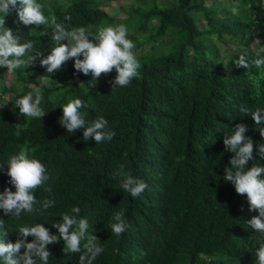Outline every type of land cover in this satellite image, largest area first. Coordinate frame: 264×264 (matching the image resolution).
Wrapping results in <instances>:
<instances>
[{
    "label": "trees",
    "instance_id": "trees-1",
    "mask_svg": "<svg viewBox=\"0 0 264 264\" xmlns=\"http://www.w3.org/2000/svg\"><path fill=\"white\" fill-rule=\"evenodd\" d=\"M38 2L49 19L38 28L19 23L16 9L0 13L20 43H34L29 56L43 55L13 75L0 68V95L8 97V105L0 101V193L5 188L15 192L6 163L28 147L30 157L46 166V186L52 188L50 194L38 188L35 196L55 205L43 215L23 213L19 221L0 210L5 222L0 240L15 243L20 226L35 224L58 235L52 225L79 207L78 218L89 221V234L104 249L94 264H258L255 253L264 236L248 225L258 212L250 211L246 195L223 179L234 156L223 141L243 123L246 135L264 144L259 126L239 111L241 104L252 112L264 109V67L251 63L264 58V0H174L168 5L150 0L128 7L123 0ZM52 18L68 30L85 28L90 38L100 27L124 25L139 59L138 76L112 91L115 70L96 85L91 75L76 74L74 60L48 74L40 60L54 47ZM140 34L147 39L141 41ZM223 53L229 55L227 62ZM242 55L247 69L236 64ZM38 87L47 114L43 119L21 116L15 101ZM77 98L88 105L81 109L87 125L98 117L108 121L116 133L111 141L85 142L83 129L68 133L58 123L62 107ZM121 164L148 185L139 197L120 187L115 173ZM253 164L264 166V158L256 155L248 167ZM121 210L130 227L116 236L110 224ZM48 249L49 264H79L82 252L65 254L62 240Z\"/></svg>",
    "mask_w": 264,
    "mask_h": 264
},
{
    "label": "clouds",
    "instance_id": "clouds-1",
    "mask_svg": "<svg viewBox=\"0 0 264 264\" xmlns=\"http://www.w3.org/2000/svg\"><path fill=\"white\" fill-rule=\"evenodd\" d=\"M43 8L44 5L38 0H0V13L6 16L10 9H16L18 22L25 26L38 28L49 24ZM4 16H0V68L7 69V74L10 75L18 69L32 66L35 60L43 55L37 52L35 56H29L28 54L34 50V43L32 41L20 43L13 31L4 27ZM51 27L54 47L46 58L40 60V66L46 68L48 74L61 70L68 61L74 60L76 74L91 75L90 83L95 82L96 85L102 76L115 70L117 75L111 82L112 91L116 87L128 86L138 76L140 64L133 52L135 45L127 38L128 30L124 25L100 27L91 38L85 28L68 30L63 24L57 23L55 18L51 20ZM251 63L257 68L264 67V58L258 57ZM236 64L238 68L247 69L250 66L243 55ZM40 79L42 83L47 82L43 80V76ZM42 100L41 88L38 87L35 95L31 92L23 95L15 101V106L21 116L43 119L47 113L41 107ZM86 107L88 105L81 99L69 100L62 107L63 115L58 123L68 133L74 134L83 129L85 142L94 140L96 144H100L111 141L116 133L108 128L106 119L98 117L90 125L86 124V113L81 111ZM239 111L245 116H251L255 125L259 126L261 138L264 139V109L258 108L252 112L246 104H241ZM248 130L245 124L240 123L232 128L230 135H225L223 141L225 151L234 153V156L229 161L231 166L225 167L223 179L234 186L238 195H246L250 205L249 210L258 212L257 216H253L248 221V225L264 236V179L261 178L264 174V166L253 164L251 168L248 167L249 162L253 161L256 155L264 158V144H257L247 136ZM88 151L91 154L92 149ZM29 152L30 149L24 147L18 154L10 156L6 163V175L10 178L9 183L15 188V192L11 188H5L3 193H0V210H3L5 216L14 217L18 221L23 213L31 214L39 211L43 215L55 205L52 199L38 200L35 196L38 188H43L49 194L52 188L46 186L50 180L46 166L40 160L31 158ZM3 170L4 164L0 163V171ZM115 175L120 180V187L134 198L139 197L148 187L145 182L127 171L123 164ZM80 211L79 207H73L72 214H61L62 222H55L52 225L58 230V235L52 234L44 224L20 226L15 243H4L0 240V257H3L5 264H20V261L23 264H49V257L52 254L48 245L62 240L65 254L82 252L79 264H94L104 249L98 237L89 234V221L86 218H78ZM112 221L111 232L116 236H120L130 227L124 219V210L114 213ZM4 224L5 222L0 220V229H3ZM28 237L33 238L32 242H27ZM21 250L23 254L19 259H14V255L21 253ZM255 255L258 257V264H264V242L259 244Z\"/></svg>",
    "mask_w": 264,
    "mask_h": 264
},
{
    "label": "rangeland",
    "instance_id": "rangeland-1",
    "mask_svg": "<svg viewBox=\"0 0 264 264\" xmlns=\"http://www.w3.org/2000/svg\"><path fill=\"white\" fill-rule=\"evenodd\" d=\"M139 1H141V2H148V1H150V0H123V3L128 7L129 5H131V4H134V5H138V2ZM173 1L174 0H158V3H159V5H168V4H172L173 3ZM228 6L227 7H229V8H232V7H234L233 6V4H229V3H226ZM139 39L141 40V41H145L146 39H147V36L145 35V34H140L139 35ZM166 42L167 43H169L170 42V39L168 38L167 40H166ZM258 45V43L257 42H255L252 46H251V48L252 49H255V47ZM225 49H222V52L224 51ZM135 54V53H134ZM228 59H229V55H227L226 53H223V57H222V60L224 61V62H227L228 61ZM137 60H139L138 58H137ZM13 75V74H12ZM12 75L10 76V79H12ZM11 81V80H10ZM9 81V82H10ZM15 89L16 90H18V91H21V88H20V86H16L15 87ZM31 93H35V91H30ZM0 101H1V103L2 104H4L5 106L6 105H8V97H6V96H2V95H0Z\"/></svg>",
    "mask_w": 264,
    "mask_h": 264
},
{
    "label": "bare ground",
    "instance_id": "bare-ground-1",
    "mask_svg": "<svg viewBox=\"0 0 264 264\" xmlns=\"http://www.w3.org/2000/svg\"><path fill=\"white\" fill-rule=\"evenodd\" d=\"M152 256V255H151Z\"/></svg>",
    "mask_w": 264,
    "mask_h": 264
}]
</instances>
